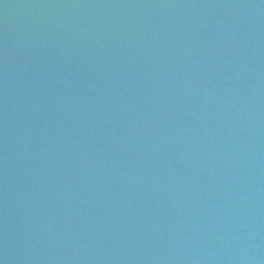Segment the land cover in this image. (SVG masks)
<instances>
[{"label":"water","instance_id":"1","mask_svg":"<svg viewBox=\"0 0 264 264\" xmlns=\"http://www.w3.org/2000/svg\"><path fill=\"white\" fill-rule=\"evenodd\" d=\"M0 264H264V0H0Z\"/></svg>","mask_w":264,"mask_h":264}]
</instances>
